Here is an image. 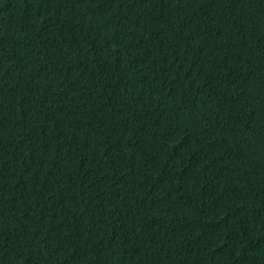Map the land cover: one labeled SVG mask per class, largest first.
Listing matches in <instances>:
<instances>
[{
  "label": "trees",
  "instance_id": "obj_1",
  "mask_svg": "<svg viewBox=\"0 0 264 264\" xmlns=\"http://www.w3.org/2000/svg\"><path fill=\"white\" fill-rule=\"evenodd\" d=\"M0 264H264V0H0Z\"/></svg>",
  "mask_w": 264,
  "mask_h": 264
}]
</instances>
